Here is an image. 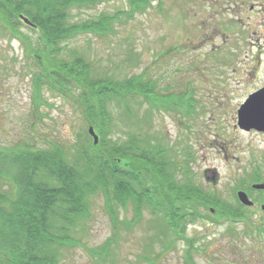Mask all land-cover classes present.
<instances>
[{
	"label": "rangeland",
	"instance_id": "rangeland-1",
	"mask_svg": "<svg viewBox=\"0 0 264 264\" xmlns=\"http://www.w3.org/2000/svg\"><path fill=\"white\" fill-rule=\"evenodd\" d=\"M150 4L133 19L122 17L113 34L77 35L66 47L89 60L98 77L146 72L145 81L154 83L159 98L130 99L138 123L127 124L114 113L118 139L147 130L207 194L237 206L236 192L242 190L255 205L239 220L217 219L215 212L209 216L199 207L201 217H209L191 223L184 218L175 236L164 228L162 214L142 209L135 224L132 206L116 207L111 214L96 195L74 245L58 264H264V193L249 189L257 183L253 178L264 181V132L237 127V110L264 84V0ZM125 10L124 0H112L73 9L72 21ZM16 28L22 39L0 26V145L47 149L56 144L73 159L93 140L87 137L92 126L76 102L81 89H71L69 96L41 86L37 95L35 67L22 42L35 49L37 34L21 21ZM174 201L177 205L180 199Z\"/></svg>",
	"mask_w": 264,
	"mask_h": 264
},
{
	"label": "trees",
	"instance_id": "trees-1",
	"mask_svg": "<svg viewBox=\"0 0 264 264\" xmlns=\"http://www.w3.org/2000/svg\"><path fill=\"white\" fill-rule=\"evenodd\" d=\"M109 1L0 0V26L4 30L22 39L16 28L19 15L34 25L27 27L37 34L35 49L30 42H22L35 67V93L41 94V86L63 95H69L73 88L81 89L76 102L84 120L99 135L94 144L87 134L92 141L79 147V155L73 159L56 144L47 149L28 143L0 145V264H58L62 253L74 245V235L89 217L96 195H101L104 210L111 214L116 207L132 206L135 224L142 209L162 214L164 228L175 236L182 232L184 218L191 223L215 212L217 219H245L246 207L237 200V206H231L203 191L184 165L167 154L170 149H161V143L152 141L147 130L118 139L114 113L127 124L133 119L138 123L130 99L138 96L149 103L158 96L154 83L145 81L146 72L123 78L111 73L98 77L89 60L66 47L77 35L113 34L122 17L133 19L151 6L150 0H124L125 11L101 12L72 21L73 9H89ZM150 108L141 123H146ZM175 196L180 199L177 205ZM199 207L208 209L209 216L201 217Z\"/></svg>",
	"mask_w": 264,
	"mask_h": 264
},
{
	"label": "water",
	"instance_id": "water-1",
	"mask_svg": "<svg viewBox=\"0 0 264 264\" xmlns=\"http://www.w3.org/2000/svg\"><path fill=\"white\" fill-rule=\"evenodd\" d=\"M19 19L23 24L34 27L23 15H19ZM237 127L243 131L254 129L257 132H264V89L249 96L239 107L237 110ZM88 134L92 137L93 143L96 144L98 142V137L92 127L88 128ZM251 188L264 191V182L254 183L251 185ZM236 198L238 202L245 207H251L253 205V202L242 190L236 192ZM263 207L264 206H261V209H263Z\"/></svg>",
	"mask_w": 264,
	"mask_h": 264
},
{
	"label": "flooded vegetation",
	"instance_id": "flooded-vegetation-1",
	"mask_svg": "<svg viewBox=\"0 0 264 264\" xmlns=\"http://www.w3.org/2000/svg\"><path fill=\"white\" fill-rule=\"evenodd\" d=\"M254 79V78H253ZM261 82H259V84H260ZM262 89H264V84H261L258 88H256V89H254V90H252L251 91V93H249L248 95H247V97H246V99H248L249 98V96H251L252 94H255L256 92H258L259 90H262ZM245 99V100H246ZM254 130V129H253ZM262 193H264V191H261ZM250 199V198H249ZM251 200V199H250ZM252 202H253V205L251 206V207H248V208H252L254 205H255V201H253V200H251ZM262 206H264V205H262ZM261 211L262 212H264V207H263V209H261ZM263 237V236H262Z\"/></svg>",
	"mask_w": 264,
	"mask_h": 264
}]
</instances>
